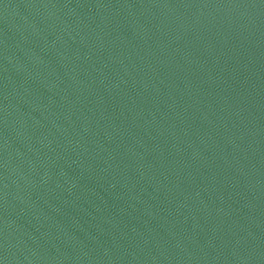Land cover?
<instances>
[{
  "label": "water",
  "instance_id": "95a60500",
  "mask_svg": "<svg viewBox=\"0 0 264 264\" xmlns=\"http://www.w3.org/2000/svg\"><path fill=\"white\" fill-rule=\"evenodd\" d=\"M0 264H264V0H0Z\"/></svg>",
  "mask_w": 264,
  "mask_h": 264
}]
</instances>
